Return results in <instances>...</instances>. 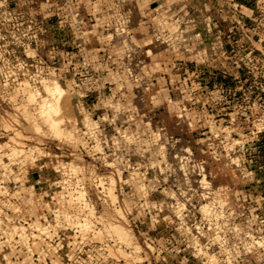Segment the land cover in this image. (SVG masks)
<instances>
[{
  "label": "rangeland",
  "instance_id": "1",
  "mask_svg": "<svg viewBox=\"0 0 264 264\" xmlns=\"http://www.w3.org/2000/svg\"><path fill=\"white\" fill-rule=\"evenodd\" d=\"M153 1L97 5H134L146 19ZM171 1L188 4L202 31L212 20L204 11L223 0ZM91 2L0 0V264H264V148L241 151L254 147L249 134L259 127L252 120L262 118L249 107L256 86L218 76L221 61L211 59L218 48L211 53L205 43L191 48L210 55L206 67L182 59L198 70L191 79L173 69L163 49L146 48L149 90L134 91L112 75L90 83L65 74L67 53L106 49L95 29L73 44L67 7ZM149 42L146 35L141 45ZM95 69L87 67L88 77ZM41 80L67 94L61 131L71 141L54 139L40 124L42 133L34 134L18 111L24 85L42 94ZM79 193L87 206L83 232L63 220L79 214L64 204ZM35 223L48 227L39 242L31 237ZM109 226L122 228L132 245L119 243ZM14 227L25 230L23 242L9 237Z\"/></svg>",
  "mask_w": 264,
  "mask_h": 264
},
{
  "label": "built area",
  "instance_id": "2",
  "mask_svg": "<svg viewBox=\"0 0 264 264\" xmlns=\"http://www.w3.org/2000/svg\"><path fill=\"white\" fill-rule=\"evenodd\" d=\"M153 2L151 5L155 7L146 19L137 15L134 5L98 6V0H92L88 8L69 5L67 10L72 11L71 27L77 32L73 44L84 42L86 36L93 38L95 29L102 31L106 49L103 53L92 55L70 56L67 53L64 73L87 79L85 82H90L95 76L112 75L119 77V83L129 84L134 91L149 90V86L143 81L144 61L149 53L146 48L163 49L170 56L173 69L179 67L181 77L191 79L198 78V70L189 69V61L182 59L193 58L192 61L203 68L209 63L210 57L204 51H194L192 44L200 46L205 43L211 48V53H216L217 47L218 53L211 59L217 58L221 61L218 76L224 80L232 78L237 84L249 83L256 86L253 87L256 96L249 107L261 111L262 118L252 120L259 127L249 134L248 145L254 147L251 150L242 148L241 151L243 155H247L249 151L257 154L255 144L260 143L261 148H264V0H248L245 6L236 0H223L214 7L210 5L203 14L207 20H212L202 31L195 25L194 12L190 7L188 9V4L177 6L171 0ZM146 35L150 37L149 46L141 45ZM132 41H137L140 46ZM78 64H81L82 69L78 68ZM90 65L96 69L88 77L87 67ZM173 85L178 90L179 84L176 82ZM89 89L88 92L93 90L90 85Z\"/></svg>",
  "mask_w": 264,
  "mask_h": 264
},
{
  "label": "bare ground",
  "instance_id": "3",
  "mask_svg": "<svg viewBox=\"0 0 264 264\" xmlns=\"http://www.w3.org/2000/svg\"><path fill=\"white\" fill-rule=\"evenodd\" d=\"M155 1V0H154ZM150 44H147L146 46H149ZM192 49L196 52L204 51L205 49H195L192 47ZM40 89L42 91V94H40L38 91H33L30 89L28 85H24V89L22 90L23 97H24V105L21 106L18 111L21 112V116L23 117V120L25 122H28V124L31 127V130L34 132V134L42 133L38 124L42 125L44 129L49 133L54 139H59L63 136V138L66 141H71L73 137L70 134H63L61 131V127L64 124V119L62 117V110L69 108V99L67 98V94L65 91L54 81H48V80H41L39 83ZM35 109L32 114L29 113V108L34 107ZM37 119V121H36ZM72 121V120H71ZM74 122V121H73ZM67 123H70V121H67ZM92 126H95V124H92ZM87 128L91 127L90 121L87 122ZM12 132L11 130H8V128H5L4 133ZM14 138L12 137L10 139V142H14ZM22 152H13L10 156H16L18 154H21ZM108 198H110L111 201H113L111 191L108 193ZM60 202H64V194L61 193L59 195ZM64 204H67L69 208H75L78 209L77 215L74 217H69V215H63V220L66 221L68 224L74 226L75 229L85 231L87 227L86 220H81L82 215H84V212L87 211V206L83 204V194H77L76 198H73L72 196L68 197V200L65 201ZM64 209V207H63ZM204 211V209H203ZM206 212V211H205ZM89 214V213H88ZM57 217V216H56ZM30 230L36 234L33 236L31 234V237L35 238L37 242L42 239L47 234L48 227L44 228L42 226H39V224L35 223L30 226ZM79 231V233H82ZM108 233H113L116 235L117 240L119 243H122L126 246H131V238L130 236L122 230V228H119L117 226H109L107 228ZM9 237L11 239H17L19 242H23L26 238V233L23 228H12L9 230ZM135 251H137V247L134 248Z\"/></svg>",
  "mask_w": 264,
  "mask_h": 264
},
{
  "label": "crops",
  "instance_id": "4",
  "mask_svg": "<svg viewBox=\"0 0 264 264\" xmlns=\"http://www.w3.org/2000/svg\"><path fill=\"white\" fill-rule=\"evenodd\" d=\"M152 3H154V2H152ZM152 3H151V4H152Z\"/></svg>",
  "mask_w": 264,
  "mask_h": 264
}]
</instances>
